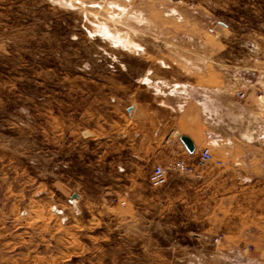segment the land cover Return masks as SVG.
I'll use <instances>...</instances> for the list:
<instances>
[{
	"label": "rangeland",
	"instance_id": "374dc122",
	"mask_svg": "<svg viewBox=\"0 0 264 264\" xmlns=\"http://www.w3.org/2000/svg\"><path fill=\"white\" fill-rule=\"evenodd\" d=\"M118 79L158 109L185 108L176 84L202 88L232 145L205 144L188 173L149 149L133 164L86 128L114 108ZM156 165L183 177L154 189ZM0 264H264V0H0Z\"/></svg>",
	"mask_w": 264,
	"mask_h": 264
},
{
	"label": "crops",
	"instance_id": "0c3cea01",
	"mask_svg": "<svg viewBox=\"0 0 264 264\" xmlns=\"http://www.w3.org/2000/svg\"><path fill=\"white\" fill-rule=\"evenodd\" d=\"M125 9L126 11L124 13L119 12L118 16L120 15V17L123 16L124 18L128 15L127 17H130L128 19L133 20L131 19V16H135L133 14L135 13L137 14L135 17L139 18L140 20L145 17L143 13H141L143 17H139L141 16L139 12H131L126 7ZM124 34L126 37H129L128 33ZM139 48L140 47L136 49ZM120 67H123V65H120ZM150 73L153 74V72ZM116 84H118L117 89H115L116 92H112L111 94H109L114 97L112 99L110 98L114 108L109 109L107 113L106 111H103L104 113L101 115V117H103L101 120V124H94L91 126L90 124H88L86 128L88 132H93L96 134L101 133L102 140H106V138H114L118 141L119 147H122L123 145L124 148L132 149L133 152L130 157L133 158V164L138 163L140 159L139 152L141 149L150 150V163L161 164L162 166L168 168L179 159H182L187 163L190 162V160H192L191 157L195 153L199 152L200 148L205 144L206 146H209L211 148L219 147L221 145H232V141L223 138L222 135L218 133L219 130L217 129L219 123L218 116L224 117L221 114L222 109H220L223 107V105L218 99L217 101L216 99H214L215 105L218 104L219 109L213 108L212 110L211 107H208L209 105L207 102L210 100L211 97L206 91H202V88H198L200 90L198 95H192L191 89L193 87H180L182 85L176 84V87L171 90V92L175 96L179 97L176 99L181 100V103L184 104L183 106L185 108L182 110L181 107L180 109L176 101L173 107L167 106L158 109L157 106L156 108H152L151 101L149 103L143 102V97L139 92L135 91L131 94L128 93L129 90L127 92V86L122 83L120 79H118ZM155 86L159 88V85ZM155 90L158 91L157 89ZM157 95L158 94L156 93H150V97L144 99V101H147V99L152 100L154 99V97L158 98ZM128 99L133 101V104H127ZM198 109L200 110V116L203 118V124L205 126L204 130L199 128L198 125L191 123L192 119L197 116ZM228 113L231 114V112ZM143 116H148L150 118L152 117L153 121L155 122L153 123V125H150L149 130L144 131L145 135H143L142 129ZM126 117H128L130 121V125L128 127L126 126ZM158 121H164L165 123L158 124ZM207 124H210V128L213 129H206ZM97 125H100L101 129H99ZM162 136L167 137L164 143L162 142V140H160ZM181 136H186L192 141L194 145L193 154L188 153V151L185 149V147L179 140ZM122 142L126 144H122ZM180 177L183 176L180 174L172 175L171 173L169 175V178H167V182L168 180H178Z\"/></svg>",
	"mask_w": 264,
	"mask_h": 264
},
{
	"label": "built area",
	"instance_id": "2783aa9c",
	"mask_svg": "<svg viewBox=\"0 0 264 264\" xmlns=\"http://www.w3.org/2000/svg\"><path fill=\"white\" fill-rule=\"evenodd\" d=\"M236 96L239 99H242L244 97L241 91H238L236 93ZM211 161H212V155H211L210 149L207 147L201 149L199 156H198L197 165L199 167H204L207 163ZM217 163L221 164V162H217ZM172 170L176 172H180V173L181 172L188 173V172L193 171V167L186 164L183 160H178L173 164ZM148 183L150 187L155 188V189L166 185L167 183L166 169L160 165L154 166L150 172V175L148 176ZM219 241H220V237H216L214 239V242H219Z\"/></svg>",
	"mask_w": 264,
	"mask_h": 264
},
{
	"label": "bare ground",
	"instance_id": "6f19581e",
	"mask_svg": "<svg viewBox=\"0 0 264 264\" xmlns=\"http://www.w3.org/2000/svg\"><path fill=\"white\" fill-rule=\"evenodd\" d=\"M111 5L112 7H116L118 9V11L120 13H124L126 11V9L124 7H121L119 6L118 4L116 3H112V4H109ZM108 5V6H109ZM128 11V10H127ZM129 12V11H128ZM127 12V13H128ZM141 13V12H139ZM129 14V13H128ZM135 16L137 14L133 13ZM141 15V14H140ZM128 16V15H127ZM126 16V17H127ZM130 16V15H129ZM135 16H131L133 20L140 22V21H143L145 19V17L143 18V20H139V18H136ZM139 16V15H138ZM139 17H143V16H139ZM130 18V17H127V19ZM148 20V19H147ZM145 22V21H143ZM142 23V22H141ZM111 30V29H110ZM107 27H104V28H98V31H95L96 34H99L101 35L103 38H106V40L108 41H112V43H114L116 46L118 45H122L124 46L125 48H129V49H132V48H136V43L133 42L132 39H130V37H124V38H121L120 36H117L116 34H113L111 31H110ZM116 33V32H115Z\"/></svg>",
	"mask_w": 264,
	"mask_h": 264
},
{
	"label": "water",
	"instance_id": "95a60500",
	"mask_svg": "<svg viewBox=\"0 0 264 264\" xmlns=\"http://www.w3.org/2000/svg\"><path fill=\"white\" fill-rule=\"evenodd\" d=\"M185 149L188 151V153L193 154L194 153V145L192 141L186 137V136H181L179 138Z\"/></svg>",
	"mask_w": 264,
	"mask_h": 264
}]
</instances>
